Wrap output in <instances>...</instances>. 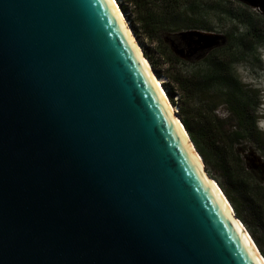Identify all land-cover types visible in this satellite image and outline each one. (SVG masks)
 Instances as JSON below:
<instances>
[{
  "label": "water",
  "instance_id": "obj_1",
  "mask_svg": "<svg viewBox=\"0 0 264 264\" xmlns=\"http://www.w3.org/2000/svg\"><path fill=\"white\" fill-rule=\"evenodd\" d=\"M145 62L110 0H0V264H259Z\"/></svg>",
  "mask_w": 264,
  "mask_h": 264
},
{
  "label": "rangeland",
  "instance_id": "obj_2",
  "mask_svg": "<svg viewBox=\"0 0 264 264\" xmlns=\"http://www.w3.org/2000/svg\"><path fill=\"white\" fill-rule=\"evenodd\" d=\"M116 1L150 67L146 55L156 61V65L162 72L170 68L172 71L180 70L185 74L204 73L208 69L207 60L217 52L223 55L234 53L238 56L231 68L232 75L239 85L238 90L230 93L233 85L213 83L203 91L197 90L195 97L186 104L194 111H203L207 116L212 117V122L220 121L219 135L226 143H229L231 133L238 130L231 128L233 122L228 120L227 101L230 100L229 97L240 99L256 94L258 97L257 115L260 116V113L264 112V40L259 42L254 38L255 35H264V15L257 9H251L238 0H176L177 15L173 23H170L171 30L151 33L153 36L151 39L143 23L137 21L129 0ZM122 7L126 9V12ZM156 7V3L150 2L147 9L159 11L160 9ZM249 22H253L255 27L249 25ZM241 45H247L250 49ZM227 49L229 51L226 53ZM242 49L243 53L240 54ZM169 54L178 58L177 63H174L171 58H169L170 65L166 63ZM151 70L155 77L162 79L161 86L167 95V87L164 86L166 78L159 77L152 67ZM168 99L173 107L172 110L180 120L178 106L183 103L178 100L177 96L172 99L168 97ZM260 118L264 119V115ZM260 132L258 139H253L246 133L245 139L229 144L226 148V155L232 172L244 173L250 184L258 191L259 198L264 202V132ZM196 152L209 178L215 181L221 189L220 183L224 185V181L219 174L220 170L216 166L204 163L197 149ZM221 191L223 192L222 189ZM228 202L230 203L229 200ZM230 205L235 218L242 223L264 259V233L247 227L240 216L236 215L231 203ZM251 232L255 233L258 242L252 237Z\"/></svg>",
  "mask_w": 264,
  "mask_h": 264
},
{
  "label": "trees",
  "instance_id": "obj_3",
  "mask_svg": "<svg viewBox=\"0 0 264 264\" xmlns=\"http://www.w3.org/2000/svg\"><path fill=\"white\" fill-rule=\"evenodd\" d=\"M150 2L156 3V8L160 10L152 11L147 9ZM129 3L134 9L137 21L143 23L144 29H146V33L149 34L148 36L151 39L153 38L151 33L154 34L159 30H171L170 23H173L177 15L176 0H154V2L152 0H129ZM122 9L126 12L124 7ZM249 25L253 28L255 27L253 22H249ZM134 32L136 34V30ZM254 38L256 41L261 42L264 40V35H255ZM239 42L241 41L239 40ZM241 46L250 49L247 45ZM227 51L229 49L226 50V53ZM242 51L243 49L240 51V54L243 53ZM161 54L165 55V53ZM237 57L234 53L223 55V53L217 52V54H214L207 60L208 69L204 73L185 74L180 70L172 71L170 68L162 72L156 65V61L146 55L152 69L156 71L157 75L166 78L164 86L167 87L168 97L172 99L177 96L178 100L183 103L178 106L180 120L192 143L202 156L204 163L216 166L220 170L221 173L219 174L224 181V185L220 183V187L223 190L222 193L232 204L236 215L240 216L247 227L255 228L264 233V202L259 198L258 191L250 184L244 173L232 172L233 170L229 168L226 155L227 146L234 143V141L245 139L246 133L253 139L259 138L261 132L256 125L257 120L260 118L257 115V95L251 96V94L249 97H241L240 99L229 97L230 100L227 101L228 120L233 122L231 128L238 129L231 133L229 143H226L219 135L218 127L221 125L220 121L212 122V117L207 116L203 111H194V109L186 105L187 102L195 97L197 90L203 91L213 83L233 85V90L231 89L230 93L238 90L239 85L234 79L231 70ZM169 58L174 63L178 61L177 57L169 54L166 61L168 65H170ZM169 71L171 72L169 73ZM251 233L255 241L258 242L255 233Z\"/></svg>",
  "mask_w": 264,
  "mask_h": 264
},
{
  "label": "bare ground",
  "instance_id": "obj_4",
  "mask_svg": "<svg viewBox=\"0 0 264 264\" xmlns=\"http://www.w3.org/2000/svg\"><path fill=\"white\" fill-rule=\"evenodd\" d=\"M110 2H111V4H113V7L115 8V10L117 11V13L119 14V16H120V18L122 19V21H123V23L125 24V26L128 25V24L126 23V20H125V18H124V16H123L121 10H120V7H119V5H118V2H117L116 0H110ZM145 64H147V62H145ZM147 66H148V68H149V65H148V64H147ZM152 75H153V74H152ZM163 80H164V79H163ZM153 81H154V83H155L156 88L158 89L159 94L164 98V101H165L167 107H169L170 111H172V113L174 114V110H172L173 107L171 106L170 101H169L167 95L165 94V91L162 89V86H161V84H162V79H161V78H157V77H155V75H153ZM163 83H164V82H163ZM175 121H176L177 125L179 126V128H180V127L182 128L181 123L179 122V120L177 119V117H176V120H175ZM182 130H183V128H182ZM183 136H184L185 138H187V135L185 134V132L183 133ZM197 161L200 162L201 167L203 168L202 163H201L202 160H200L199 157L197 158ZM210 179H211V178H210ZM211 180H212V179H211ZM211 185H212L213 187H215V189H216L215 191H216V193L219 195L220 202H221L222 206L224 207V209L227 211V213L229 212L230 216H232V215L234 216V212H233V209H232L230 203L228 202V200L226 199V197L224 196V194L222 193V191L220 190V188L218 187V185L216 184V182L212 180ZM238 221H239V220H238ZM236 227H237L239 230L241 229L240 227L244 228L243 225H242V223H241L240 221H239V225H238V223H237ZM244 230H245V229H244ZM243 238L245 239V241H246V243H247L248 245L251 246V244H249V243L252 242V245L255 247V244L253 243L252 239L250 238V236H249V234L246 232V230H245V233L243 234ZM256 248H257V247H256ZM257 253H258V254H257ZM256 255H257V256H260V257H257V258H258V262H259V264H264V259L261 257L260 253L257 252V250H256ZM260 258H261V259H260Z\"/></svg>",
  "mask_w": 264,
  "mask_h": 264
},
{
  "label": "clouds",
  "instance_id": "obj_5",
  "mask_svg": "<svg viewBox=\"0 0 264 264\" xmlns=\"http://www.w3.org/2000/svg\"><path fill=\"white\" fill-rule=\"evenodd\" d=\"M264 115V112H262V113H260V116H263ZM257 128H258V130L259 131H263L264 132V119H261V118H259L258 120H257Z\"/></svg>",
  "mask_w": 264,
  "mask_h": 264
},
{
  "label": "flooded vegetation",
  "instance_id": "obj_6",
  "mask_svg": "<svg viewBox=\"0 0 264 264\" xmlns=\"http://www.w3.org/2000/svg\"><path fill=\"white\" fill-rule=\"evenodd\" d=\"M250 97H251V96H250ZM252 159H253V158H252ZM252 159H251V160H252Z\"/></svg>",
  "mask_w": 264,
  "mask_h": 264
}]
</instances>
